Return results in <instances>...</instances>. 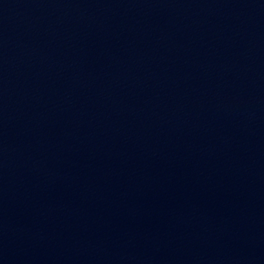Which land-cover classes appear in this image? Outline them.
<instances>
[{
    "label": "water",
    "instance_id": "obj_1",
    "mask_svg": "<svg viewBox=\"0 0 264 264\" xmlns=\"http://www.w3.org/2000/svg\"><path fill=\"white\" fill-rule=\"evenodd\" d=\"M0 264H264V0H0Z\"/></svg>",
    "mask_w": 264,
    "mask_h": 264
}]
</instances>
